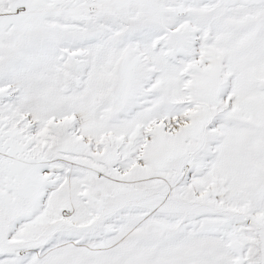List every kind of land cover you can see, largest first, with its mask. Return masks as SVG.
Masks as SVG:
<instances>
[{"label": "rangeland", "instance_id": "374dc122", "mask_svg": "<svg viewBox=\"0 0 264 264\" xmlns=\"http://www.w3.org/2000/svg\"><path fill=\"white\" fill-rule=\"evenodd\" d=\"M0 264H264V0H0Z\"/></svg>", "mask_w": 264, "mask_h": 264}, {"label": "bare ground", "instance_id": "6f19581e", "mask_svg": "<svg viewBox=\"0 0 264 264\" xmlns=\"http://www.w3.org/2000/svg\"><path fill=\"white\" fill-rule=\"evenodd\" d=\"M36 80L39 81V82H38L39 84L47 86V87L43 86L45 90L50 89V88H49V85H50V84H49V81H48V80L42 78L40 75L37 76ZM41 81H42V82H41ZM39 88H41V87H39ZM51 91H53V88L51 89ZM54 92H56V91H54ZM58 99H59V97H58ZM184 137H185V136H184Z\"/></svg>", "mask_w": 264, "mask_h": 264}]
</instances>
